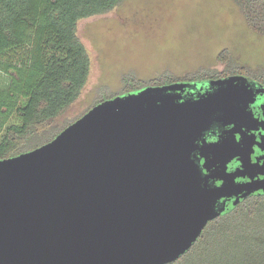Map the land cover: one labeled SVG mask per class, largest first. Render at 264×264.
<instances>
[{"label":"water","instance_id":"1","mask_svg":"<svg viewBox=\"0 0 264 264\" xmlns=\"http://www.w3.org/2000/svg\"><path fill=\"white\" fill-rule=\"evenodd\" d=\"M262 93L244 74L147 85L0 159V264L177 260L230 210L226 198L264 192V182L210 185L196 154L206 134L251 119Z\"/></svg>","mask_w":264,"mask_h":264},{"label":"trees","instance_id":"2","mask_svg":"<svg viewBox=\"0 0 264 264\" xmlns=\"http://www.w3.org/2000/svg\"><path fill=\"white\" fill-rule=\"evenodd\" d=\"M121 1L0 0V72L7 76L0 85V159L52 140L76 120L57 118L79 98L90 75L91 60L78 36V22L108 12ZM234 1L248 27L264 34V0ZM226 59L224 50L220 60ZM241 68L227 61L222 70L163 73L145 81L125 74L121 92L103 95L92 106L147 85L215 79L241 74ZM13 115L20 121L8 125ZM172 264H264V204L244 205L214 220L197 244Z\"/></svg>","mask_w":264,"mask_h":264},{"label":"rangeland","instance_id":"3","mask_svg":"<svg viewBox=\"0 0 264 264\" xmlns=\"http://www.w3.org/2000/svg\"><path fill=\"white\" fill-rule=\"evenodd\" d=\"M77 33L90 56V75L59 122L75 120L103 95L121 92L125 74L145 81L163 73L222 70L230 61L242 67L241 74L264 82V34L248 27L234 0H122L79 20ZM224 50L229 59L222 61ZM6 80L0 72V85ZM19 121L13 115L7 124Z\"/></svg>","mask_w":264,"mask_h":264},{"label":"flooded vegetation","instance_id":"4","mask_svg":"<svg viewBox=\"0 0 264 264\" xmlns=\"http://www.w3.org/2000/svg\"><path fill=\"white\" fill-rule=\"evenodd\" d=\"M252 79L257 80L264 86V82L261 80ZM205 89L203 87L199 90L204 92ZM250 108L252 112L251 119L235 125L233 123L221 125L199 141L200 150L196 154L199 157L200 164L210 174V185L264 182V93L257 96ZM236 199L235 197L226 198L224 200V210L229 208L230 210L214 220L223 219L244 205L251 203L264 204V192L259 190L243 200L238 201ZM214 220L208 222L194 245L197 244L204 232L208 231ZM184 255L167 264L179 261Z\"/></svg>","mask_w":264,"mask_h":264}]
</instances>
